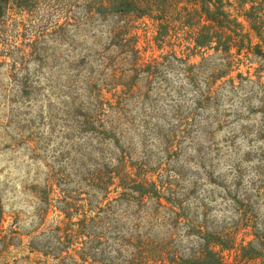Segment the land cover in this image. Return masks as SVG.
Segmentation results:
<instances>
[{
  "label": "rangeland",
  "instance_id": "374dc122",
  "mask_svg": "<svg viewBox=\"0 0 264 264\" xmlns=\"http://www.w3.org/2000/svg\"><path fill=\"white\" fill-rule=\"evenodd\" d=\"M101 1L0 12V264H264V0Z\"/></svg>",
  "mask_w": 264,
  "mask_h": 264
},
{
  "label": "trees",
  "instance_id": "16d2710c",
  "mask_svg": "<svg viewBox=\"0 0 264 264\" xmlns=\"http://www.w3.org/2000/svg\"><path fill=\"white\" fill-rule=\"evenodd\" d=\"M11 0H0V12L2 9L10 2ZM213 1V0H212ZM166 2V4H164ZM170 3L169 0H102L101 7L109 8L110 6L118 12H129L135 13L136 15H152L158 14L159 8L161 6L167 5ZM194 4L199 7V10L203 14L207 24L202 26L201 34L205 33L206 35L213 38V36H217L214 34H218L217 28L222 26L221 24L225 21L226 24L230 25L234 24L240 26L236 20H229L226 12L223 11L221 7H219L218 3L211 2V0H191ZM151 17L155 18L159 22H164V17L160 15H152ZM160 24V23H159ZM204 29V30H203ZM207 31V32H206ZM219 40H222L218 37ZM198 46L202 45V42L196 40L195 41ZM224 51H228L229 43L225 42ZM217 46V45H216ZM223 48V47H222ZM208 253H212L207 250ZM217 264H226L221 260L217 261Z\"/></svg>",
  "mask_w": 264,
  "mask_h": 264
}]
</instances>
